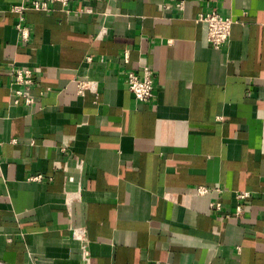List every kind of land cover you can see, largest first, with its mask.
Segmentation results:
<instances>
[{"label":"crops","instance_id":"obj_1","mask_svg":"<svg viewBox=\"0 0 264 264\" xmlns=\"http://www.w3.org/2000/svg\"><path fill=\"white\" fill-rule=\"evenodd\" d=\"M22 1L0 0V264H264V0L54 2L29 40ZM212 10L235 19L221 47Z\"/></svg>","mask_w":264,"mask_h":264},{"label":"built area","instance_id":"obj_2","mask_svg":"<svg viewBox=\"0 0 264 264\" xmlns=\"http://www.w3.org/2000/svg\"><path fill=\"white\" fill-rule=\"evenodd\" d=\"M72 0H25L11 6L10 11L19 14V21L17 23L18 29L22 33L24 40H29L31 33L28 26L24 23L25 11L27 9L49 10L52 3L59 2L67 6ZM182 7V3H177ZM199 20L204 22L207 26L208 41L214 47H221L225 45L231 36L232 26L235 19L231 16H224L216 10L200 13ZM13 75L11 87L15 95L24 97L26 102L31 104L34 102V97L31 95V88L35 82V71L27 65L14 64L10 68ZM127 82L129 88L132 90L137 99L141 101L150 100L155 93V73L149 65L143 66L142 75L135 71L127 73ZM96 82L87 77L77 78V91L79 94H84L87 90H95ZM41 175H36L39 178ZM203 191L205 189H201ZM248 193L241 194V197H246ZM240 211V209H239Z\"/></svg>","mask_w":264,"mask_h":264}]
</instances>
